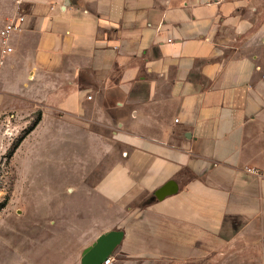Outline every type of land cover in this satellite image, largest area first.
Masks as SVG:
<instances>
[{
    "label": "crops",
    "instance_id": "1",
    "mask_svg": "<svg viewBox=\"0 0 264 264\" xmlns=\"http://www.w3.org/2000/svg\"><path fill=\"white\" fill-rule=\"evenodd\" d=\"M23 3L0 100L35 99L56 144L103 164L85 200L101 231L79 264L109 233L94 264H204L258 221L264 244L259 0Z\"/></svg>",
    "mask_w": 264,
    "mask_h": 264
},
{
    "label": "rangeland",
    "instance_id": "2",
    "mask_svg": "<svg viewBox=\"0 0 264 264\" xmlns=\"http://www.w3.org/2000/svg\"><path fill=\"white\" fill-rule=\"evenodd\" d=\"M258 7L264 14V0ZM26 11L23 0H0V31ZM43 111L31 97L0 100V264H79L101 231L85 200L103 164L85 162L84 146L56 144L54 115ZM263 249L258 221L204 264H264Z\"/></svg>",
    "mask_w": 264,
    "mask_h": 264
},
{
    "label": "water",
    "instance_id": "3",
    "mask_svg": "<svg viewBox=\"0 0 264 264\" xmlns=\"http://www.w3.org/2000/svg\"><path fill=\"white\" fill-rule=\"evenodd\" d=\"M168 186L169 185H166L156 193L157 198L161 199L165 196V191L167 190ZM118 237V233H109L100 237L96 244L85 254V257L82 260L83 263L87 260L88 263L91 262V264H94L96 261H98L101 252H103L106 246H109L110 248L114 247V245L118 242ZM98 264H101V260L98 262Z\"/></svg>",
    "mask_w": 264,
    "mask_h": 264
},
{
    "label": "built area",
    "instance_id": "4",
    "mask_svg": "<svg viewBox=\"0 0 264 264\" xmlns=\"http://www.w3.org/2000/svg\"><path fill=\"white\" fill-rule=\"evenodd\" d=\"M23 21V17L21 15L16 16V18H14L13 20L9 21L5 27L3 28V30L0 31V40H1V44L4 48L1 49V54L4 53H10L11 52V48L9 47H5L6 46V42L9 38V36L16 30H18L20 28V24ZM1 65H2V57H0V77H1ZM88 99H90V97H88ZM249 173L252 174H257L258 172L255 170H247ZM110 260L109 258H107L104 261V264H109Z\"/></svg>",
    "mask_w": 264,
    "mask_h": 264
},
{
    "label": "trees",
    "instance_id": "5",
    "mask_svg": "<svg viewBox=\"0 0 264 264\" xmlns=\"http://www.w3.org/2000/svg\"><path fill=\"white\" fill-rule=\"evenodd\" d=\"M40 120V118H38V120H37V122H35V124L34 125H36L37 123H38V121Z\"/></svg>",
    "mask_w": 264,
    "mask_h": 264
}]
</instances>
